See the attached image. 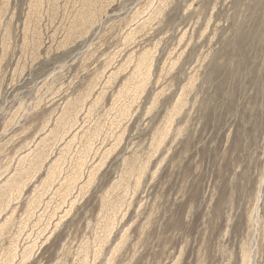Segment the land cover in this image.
Returning <instances> with one entry per match:
<instances>
[{
    "label": "rangeland",
    "instance_id": "1",
    "mask_svg": "<svg viewBox=\"0 0 264 264\" xmlns=\"http://www.w3.org/2000/svg\"><path fill=\"white\" fill-rule=\"evenodd\" d=\"M255 10L0 0V264H264Z\"/></svg>",
    "mask_w": 264,
    "mask_h": 264
},
{
    "label": "bare ground",
    "instance_id": "2",
    "mask_svg": "<svg viewBox=\"0 0 264 264\" xmlns=\"http://www.w3.org/2000/svg\"><path fill=\"white\" fill-rule=\"evenodd\" d=\"M261 1L262 0H252V2L254 3V4H256V10H255V14H254V18H255V21H257V23H259V24H262L263 25V30H264V5L262 6V4H261ZM261 48V47H260ZM201 91H202V86H201V89H200ZM199 96V95H198ZM241 100H242V98H241ZM242 102H244V101H242ZM201 104V103H200ZM246 104V103H245ZM237 108H238V106H237ZM250 109V108H249ZM199 112V111H198ZM229 112V111H228ZM246 112V111H245ZM231 114V113H230ZM244 115V114H243ZM234 116H232V118H233ZM229 120H231V119H229ZM226 124V123H225ZM227 125H228V122H227ZM193 126V125H192ZM231 126H233V125H231ZM220 131V130H219ZM241 145V144H240ZM245 147V146H244ZM245 150V149H244ZM246 151V150H245ZM240 154V153H239ZM246 157H247V155H246ZM245 157V158H246ZM248 158H249V156H248ZM250 159V158H249ZM226 173V172H225Z\"/></svg>",
    "mask_w": 264,
    "mask_h": 264
}]
</instances>
